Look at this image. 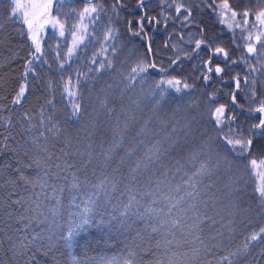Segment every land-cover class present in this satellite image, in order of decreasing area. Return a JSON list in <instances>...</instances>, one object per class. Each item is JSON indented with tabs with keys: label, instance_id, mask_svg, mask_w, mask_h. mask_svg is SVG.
I'll return each instance as SVG.
<instances>
[{
	"label": "snow or ice",
	"instance_id": "1",
	"mask_svg": "<svg viewBox=\"0 0 264 264\" xmlns=\"http://www.w3.org/2000/svg\"><path fill=\"white\" fill-rule=\"evenodd\" d=\"M81 2L77 10L71 0H0L7 21L26 29L9 60L23 63V72L13 93L0 96V264H35L37 254L53 264L64 257L65 264H137L132 245L145 240L164 250L155 264H180L181 257L262 264L264 227L234 248L226 241L238 225L248 227L253 213L264 216V179L248 192L244 175L264 166V158L242 165L264 153V0H111L107 8L108 0ZM208 10L227 23L230 40L205 23ZM47 25L65 42L71 34L66 53L59 40L54 50L59 82L40 71L52 68L42 48ZM101 25L102 37L94 36ZM118 25L147 42L145 55L130 67L121 61L120 71L115 58L127 44H120ZM158 31L167 33L159 49L171 52L166 62L150 59ZM93 36L100 49L87 71L65 78L66 65ZM25 37L30 47L21 58ZM109 50L111 57L104 55ZM186 63L198 73L191 82L181 75ZM149 70L160 79L143 95V87L136 89ZM198 83L202 99H186ZM32 87L43 103L18 112ZM242 116L258 122L242 123ZM92 227L125 238L121 260L73 253Z\"/></svg>",
	"mask_w": 264,
	"mask_h": 264
},
{
	"label": "trees",
	"instance_id": "2",
	"mask_svg": "<svg viewBox=\"0 0 264 264\" xmlns=\"http://www.w3.org/2000/svg\"><path fill=\"white\" fill-rule=\"evenodd\" d=\"M218 3L221 2V0H217ZM72 6L75 7L77 10H80L84 7V3L81 2V0H71ZM229 3H235V0H229ZM111 4V0H108L105 7L107 8L108 5ZM7 7L5 4L0 3V24H4V28L0 30V96H9L13 93V88L15 86V81L19 79L21 73L23 72V63L16 62L14 64H9V60L12 56V53L16 51L17 49L21 48L22 38L17 35L18 31L24 30L26 32V29H22V25L20 23H14V22H8L7 17L5 13L7 12ZM67 10V9H66ZM55 11L53 12V15H55ZM123 16V14H121ZM63 19V17H61ZM205 23L209 24L210 26L214 27L217 32L219 33L220 29H223L222 34L227 39L232 38V34L228 31L227 23L224 25L219 24V17L214 15L211 10H208L205 17ZM104 20H107V17L104 18ZM72 21H69L71 23ZM88 23V21H85ZM228 23H232V21L228 20ZM119 27V34L121 37L120 44H127V47L124 48L123 52L119 53V55L115 58V64L118 71L123 70L121 66V61H126V67H130L133 63H135V60L139 56L145 55V48H146V41L141 40L139 37L133 38L126 32V27L124 25H118ZM169 32L172 31V28L169 27ZM235 32L237 33V38L239 39V29H235ZM99 35L102 37V25L100 27H97L95 35ZM151 35V33H149ZM42 39V48L45 52V59H48L49 62L52 64L51 71H48L47 66H40V71L43 75H45L48 79H51L55 82L60 81V71L58 70L57 63H54L55 60V47L56 43L59 40L61 48L60 52L63 55L67 51V46H69L72 42L71 34L70 32H66V42L64 39H61L58 37V35L54 32V30H50V28L46 27L44 32L41 33ZM93 37H88V40H91V43H87V47H81L77 50V53L73 55L72 59L68 62L70 64V68L66 65V71H64V77L67 78L68 76L75 77L77 69H80L82 71H87V61L91 56L93 55V52H98L100 49V44L95 42V39ZM167 37V33L161 34L159 31L156 32L154 39H153V49L156 52V56L150 57L152 60L160 59L161 57L166 62L168 57L171 55V52L164 53L160 52L159 49L163 46V42L165 38ZM119 46V45H118ZM30 47V42L26 40V37L23 38V51L20 52L21 58H26L28 55ZM135 50L136 56H133L131 59H128L130 53ZM108 57L112 56L111 51L109 50L106 54H104ZM236 56L239 55V52L235 54ZM103 56L98 57V59H103ZM195 63V61H194ZM183 67L185 68V72L181 73V75H188L190 77L189 82H191V78L198 74H194L191 69V65L184 64ZM114 75V74H113ZM173 75H176V73H173ZM105 80H108V75H105ZM160 79V75L154 71L149 70V77L144 85H137V92L140 91L141 87H143L144 92L143 95H147V90L151 85H153L157 80ZM29 80H31V76H29ZM213 87L219 88L220 85L214 84ZM231 85H226L225 88H229ZM210 91L211 89H207ZM202 91H205L200 83H198L196 91L193 96L186 98L191 100H201L200 93ZM44 97L41 95V93L35 88L32 87L29 89V92L27 94V98L23 101L22 106H17L18 112H23L25 110L30 109H38L40 104L43 103ZM224 99L226 97H223L220 102H224ZM57 100H59V93H57ZM6 103L10 104L11 101L8 100ZM259 103V98L257 99V105ZM256 106V105H254ZM257 116L259 114H256ZM242 123H255L258 122V120H250L246 121L244 120V117L241 118ZM178 158V157H177ZM255 158L257 161L264 158V153L255 152L252 157H249L247 160L242 161V165H247L249 163V160ZM259 173H264V166L258 167L255 172L249 167L247 172L244 174L245 179L248 181V192H252V190L255 188L258 182H260L264 177L259 175ZM179 181V178H178ZM58 183V181H57ZM22 194L27 195V192H24L23 189H21ZM118 195V193H117ZM147 202V198L145 200V203ZM52 204L55 202L52 201ZM251 203L255 205V201L252 200ZM249 219L251 220V223L248 225L247 228H245L243 225L237 226V231L235 233V239H229V241H226V243L230 247H235L237 245H242L244 242V236L248 235L252 231H258L260 227H264V216L257 217L255 213H253ZM129 240L131 238L129 237ZM134 250L137 253L136 261L137 264H155L156 260L158 258L162 257V254L164 252L163 248L160 250H156L155 248V241H137L135 245H132ZM125 248V238L123 236H112L108 237L106 235H103L100 233L97 229L94 227L88 228L86 231L81 233V236L78 237V247L73 248V253L76 254L79 257L82 256L84 252H87V255L89 257H94L97 261L101 257L112 259L116 258L117 260H121L122 256L124 255L123 249ZM148 249H151L153 254L149 255ZM177 253L186 251V249H176ZM171 254V253H169ZM67 257L62 258L61 264H65L67 261ZM35 264H53L51 256H44L42 254H37V260ZM180 264H207V259L193 262L189 257H181ZM264 264V262H262Z\"/></svg>",
	"mask_w": 264,
	"mask_h": 264
},
{
	"label": "rangeland",
	"instance_id": "3",
	"mask_svg": "<svg viewBox=\"0 0 264 264\" xmlns=\"http://www.w3.org/2000/svg\"><path fill=\"white\" fill-rule=\"evenodd\" d=\"M20 19H22V16L20 17ZM46 27L50 28V30H53L51 25H47Z\"/></svg>",
	"mask_w": 264,
	"mask_h": 264
}]
</instances>
